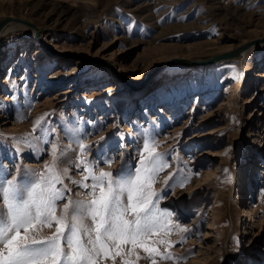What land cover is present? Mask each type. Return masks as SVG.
<instances>
[{"label": "rangeland", "instance_id": "obj_1", "mask_svg": "<svg viewBox=\"0 0 264 264\" xmlns=\"http://www.w3.org/2000/svg\"><path fill=\"white\" fill-rule=\"evenodd\" d=\"M4 16L32 33L0 36V178L34 180L59 143V216L68 200L92 198L73 183L87 175L76 167L81 157L97 175L134 171L152 138L168 165L152 188L187 229L150 238L175 258L157 264H264V47L207 64L180 61L264 43V0H0ZM77 139L91 147L81 153ZM37 228L30 238L55 231ZM124 259L151 264L141 248Z\"/></svg>", "mask_w": 264, "mask_h": 264}, {"label": "snow or ice", "instance_id": "obj_2", "mask_svg": "<svg viewBox=\"0 0 264 264\" xmlns=\"http://www.w3.org/2000/svg\"><path fill=\"white\" fill-rule=\"evenodd\" d=\"M42 120L35 122L33 132L42 130ZM77 143L81 153L91 147L79 139ZM155 143L152 138L145 139L134 171L121 167L115 173L101 170L97 175V164L81 157L76 167L87 175L73 183L90 189L92 198L68 200L59 216L57 202L66 198V186L56 187L62 182L57 167L63 156L59 143L51 146L53 162L34 180L24 183L16 176L0 178V264H98L108 259L115 264L117 257L121 264H134L124 256L136 248L143 249L151 264H157L156 257L174 260L170 251L161 252L154 246L157 241L150 240L160 230L170 232L173 226L187 231L172 219L173 212L160 208L162 193L152 188L157 173L168 166L156 152ZM103 162L111 164L113 160ZM84 218H90L92 225H85ZM38 225L55 226V231L41 239L30 238ZM158 243L171 247L175 242L160 239ZM126 245H131L127 253Z\"/></svg>", "mask_w": 264, "mask_h": 264}, {"label": "bare ground", "instance_id": "obj_3", "mask_svg": "<svg viewBox=\"0 0 264 264\" xmlns=\"http://www.w3.org/2000/svg\"><path fill=\"white\" fill-rule=\"evenodd\" d=\"M9 22V21H8ZM16 29H18V30H23L25 33H27V34H31L32 33V30L30 29V28H28L27 26H25L24 24H18V23H13V22H11V23H8V24H6L5 26H4V28L1 30V32H0V36L2 35V34H4V33H8V32H10L11 30H16ZM244 42H241V43H238L236 46V48L233 50V49H231L230 50V48L229 49H224V50H221L218 54H220V53H222V57H220V59L219 60H217V61H220V60H230V58L231 57H235V56H237V55H239L240 53H242L243 52V54L242 55H240V57H243V56H245L246 54H248L250 51H252V50H255V49H257V48H263L264 47V43H262V44H258V45H253L250 49H246V45H243L242 46V44H243ZM243 48L242 50H241V52L240 53H237V54H234V52H235V50H237L238 48ZM37 49H38V52H43V51H45V49H43L40 45L37 47ZM118 49H120V48H118ZM217 55V54H216ZM234 60H235V58H233ZM180 61H182V62H185V63H187V61L185 60V59H182V60H180ZM222 62H225V61H222ZM209 63H211V62H209ZM219 63H221V62H219ZM158 67V66H157ZM54 73H57V75L58 74H60L61 75V77L62 78H65V76H66V74H67V71H63L62 69H57ZM53 73V74H54ZM258 73V72H257ZM255 73L256 75H258V74H260V75H262V74H264V73ZM56 75L54 74L53 75V77H55ZM5 80H8V76H5L4 77V79H3V81H5ZM240 82L238 83V88H240ZM128 126V125H127ZM129 127V126H128ZM127 127V128H128ZM30 164H33V163H30Z\"/></svg>", "mask_w": 264, "mask_h": 264}, {"label": "water", "instance_id": "obj_4", "mask_svg": "<svg viewBox=\"0 0 264 264\" xmlns=\"http://www.w3.org/2000/svg\"><path fill=\"white\" fill-rule=\"evenodd\" d=\"M9 20L21 21L19 18L4 16V17L0 18V30ZM29 24L33 25L31 22H29ZM242 49H243L242 47L238 48L237 50H235L234 54L240 53ZM220 57H222V53L217 54V55H212L209 57H205V58H201V59H191L187 62H188V64H207L209 62L219 60ZM96 61L103 62V61L98 60V59H96Z\"/></svg>", "mask_w": 264, "mask_h": 264}]
</instances>
